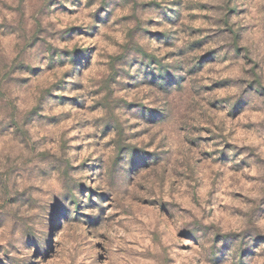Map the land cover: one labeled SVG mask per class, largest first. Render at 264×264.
Returning a JSON list of instances; mask_svg holds the SVG:
<instances>
[{
    "label": "rangeland",
    "instance_id": "1",
    "mask_svg": "<svg viewBox=\"0 0 264 264\" xmlns=\"http://www.w3.org/2000/svg\"><path fill=\"white\" fill-rule=\"evenodd\" d=\"M0 264H264V0H0Z\"/></svg>",
    "mask_w": 264,
    "mask_h": 264
},
{
    "label": "clouds",
    "instance_id": "2",
    "mask_svg": "<svg viewBox=\"0 0 264 264\" xmlns=\"http://www.w3.org/2000/svg\"><path fill=\"white\" fill-rule=\"evenodd\" d=\"M100 188H101V190H107V189H105L104 185H100ZM46 239H47V237L41 234L38 236L37 243H42Z\"/></svg>",
    "mask_w": 264,
    "mask_h": 264
}]
</instances>
